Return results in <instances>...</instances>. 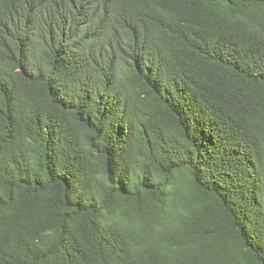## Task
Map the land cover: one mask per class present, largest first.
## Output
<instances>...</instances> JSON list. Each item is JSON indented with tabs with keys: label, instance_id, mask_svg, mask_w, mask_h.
Wrapping results in <instances>:
<instances>
[{
	"label": "trees",
	"instance_id": "16d2710c",
	"mask_svg": "<svg viewBox=\"0 0 264 264\" xmlns=\"http://www.w3.org/2000/svg\"><path fill=\"white\" fill-rule=\"evenodd\" d=\"M0 264H264V0H0Z\"/></svg>",
	"mask_w": 264,
	"mask_h": 264
}]
</instances>
